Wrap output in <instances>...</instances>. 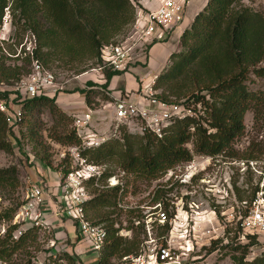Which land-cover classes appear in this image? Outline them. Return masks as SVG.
<instances>
[{
	"label": "trees",
	"instance_id": "obj_1",
	"mask_svg": "<svg viewBox=\"0 0 264 264\" xmlns=\"http://www.w3.org/2000/svg\"><path fill=\"white\" fill-rule=\"evenodd\" d=\"M242 1L207 0L189 27L183 29L179 39L180 50L171 54L169 65L155 80L154 88L165 87L168 93H160L158 97L161 100L183 103L198 118L187 117L172 122L161 139L150 133H130L122 126L120 139L83 150L80 155L92 164L112 163L126 176L132 177L133 181L146 182L155 181L176 166L192 161L193 155L186 147L189 142L194 154L211 158L234 156V144L245 130V114L251 111L255 120L264 114V90L252 91L247 85L251 75L264 78V66H261L264 61V15L244 6ZM133 2L137 0H0V26L5 8L17 11L37 36L39 46L34 51L37 59L44 64L50 62V54L41 53L40 50L52 48L59 56H67L72 63L84 59L96 60L95 67L101 64L103 47L115 44L114 39L125 35L132 27L136 7L139 8ZM1 50L0 47V83L9 80L15 83L29 73V69L22 72L21 66L6 65ZM26 60L30 67V60ZM121 74L105 72V83L101 86L107 87L113 77ZM93 90L85 92L86 105ZM10 96L9 92L0 91L1 102L9 101ZM169 97L175 100H169ZM18 105L21 106L23 119L25 111L45 107L57 123L69 120L55 105L53 97L24 99ZM61 126L64 135L56 139L58 143L61 140L66 145L80 143L74 129L67 131L65 125ZM12 137V130L0 113V152L12 153ZM112 176L110 171H105L101 181ZM17 182L16 166L0 169V188ZM130 183L103 190L95 187L92 181L86 184L91 195L86 203V212H92L96 224L105 223L106 241L98 264H112V259L139 255L142 243L139 235L145 230L139 221L134 227L131 221L134 211L128 212L130 226L126 229L136 230L133 237L128 239L121 236V227H115L120 217L115 212L119 196L127 193L126 188ZM257 193L258 187L252 191L251 198H255ZM238 200L242 201V197L239 196ZM152 202L163 205L167 213L168 203L161 190H155ZM110 208L111 211L101 213L102 209ZM14 213L15 210H12L6 220L11 221ZM114 214L116 218L113 219L111 216ZM15 228L10 226L0 241L1 261L11 258L17 249L26 244L34 230H27L21 237L14 238ZM162 228L165 232L169 231L167 224ZM244 237L248 240L242 246L245 250L254 244L256 236ZM245 255V251L241 255H232V264H264V254L252 261H246ZM61 259L67 264H77V258L66 252ZM22 264L32 263L27 261Z\"/></svg>",
	"mask_w": 264,
	"mask_h": 264
},
{
	"label": "rangeland",
	"instance_id": "obj_2",
	"mask_svg": "<svg viewBox=\"0 0 264 264\" xmlns=\"http://www.w3.org/2000/svg\"><path fill=\"white\" fill-rule=\"evenodd\" d=\"M139 1L133 4L139 5ZM242 3L264 15V0H243ZM8 13L11 39L0 45L2 55L6 59V65L21 66L22 72H25L29 69V64L23 55L18 56L22 52L20 47L27 37L33 35L36 51L39 46L38 39L31 25L24 22L17 11L9 10ZM5 14L4 12L3 18ZM131 28L125 35L116 37L114 41L116 43L122 41ZM151 45L144 47L142 56H133L128 63L127 71L113 77L112 85L110 86L109 83L107 87L101 86L104 79L97 72L88 73L79 78L82 71L94 67L96 60L84 59L72 63L67 56H59L52 48H41V53L50 54V62L44 64L42 60L35 57L34 53V58L54 74L57 87L53 99L58 109L69 117V120L59 124L54 121L48 108H34L32 111H25L22 123L12 130L13 137L10 140L13 151L10 154L0 152V169L16 166L18 182L0 188V241L12 222V220L7 221L6 217L12 210L16 213L23 203L27 189L34 184L35 179L40 177L42 180V172L45 170L46 176L49 174L53 180H56L53 172L60 169L63 171L71 166L66 149L78 144L66 145L62 143L64 140L58 143L56 139L64 135L61 125H65L67 131L73 129V116L80 113L78 101L84 100L82 97H85L87 87H94L87 105L97 112L93 116L94 125L97 128L107 127L113 106L112 100L101 89L112 93L115 98H120V92L134 97L137 91L134 88L140 85L137 81L140 77L137 76L134 68L144 67ZM261 66H264V61ZM139 72L147 74L146 68ZM146 76L144 82L152 77L151 74ZM3 83L10 87L13 80ZM247 85L252 91L264 90V78L260 79L251 75ZM5 92L11 94L9 101L6 102L18 105L23 101L9 89ZM158 92L168 95L165 87L158 89ZM169 100L175 99L169 97ZM243 122L245 130L234 144L236 151L234 156L221 155L211 158L194 154L192 143L189 142L186 147L193 155L192 161L176 166L152 182L133 181L132 177L126 176L112 163L99 165L103 172L110 171L113 174L110 178L113 183L125 185L126 182H131L126 188L127 193L119 196L118 208L115 210L120 215L119 222L115 224V227L120 226L122 229L120 235L129 239L136 234V230H126L130 226L128 212L131 210L134 211L131 220L134 227H137L138 221L141 224H144L146 220L150 221L151 238L155 242L156 250L165 245L164 237L168 232H165L156 221L154 207L157 203L152 202L155 190L159 189L167 200L168 216L172 214L171 218H184L180 219L183 224L181 232L177 235L183 233L186 239L183 242L175 241L174 248L171 250L180 255L181 264H232V255H241L244 251L246 261L262 256L264 236L256 237L254 244L244 250L242 246L246 245L248 240L242 238L240 223L241 217L245 215L255 199L251 198L252 191L258 187V192L264 193V114L255 120L253 113L249 111L245 114ZM120 137L119 132L114 140ZM63 152H66L65 158L60 157ZM41 180L38 179L35 183L38 181L43 185L45 181ZM106 183L107 179L100 182L102 186ZM43 187L46 191L45 185ZM239 196L242 197V201L238 200ZM160 209L163 210V205H160ZM107 211H111V208L102 209L101 213ZM87 216L92 223L104 229L105 223L96 224L97 220L93 218L91 211L87 210ZM111 218H116V215H112ZM48 227V229L33 230L26 244L17 249L11 258L0 260V264H22L27 261L32 264H67L61 259L64 252L76 257L77 264H96L99 256L91 251L88 243L81 239L77 232V239H71L65 228L57 235L50 227V223ZM139 239L142 241L139 255H142L145 251L143 244L147 240L146 232L140 234ZM120 262L121 259L117 258L111 260L112 264Z\"/></svg>",
	"mask_w": 264,
	"mask_h": 264
},
{
	"label": "built area",
	"instance_id": "obj_3",
	"mask_svg": "<svg viewBox=\"0 0 264 264\" xmlns=\"http://www.w3.org/2000/svg\"><path fill=\"white\" fill-rule=\"evenodd\" d=\"M9 9L5 8V17L0 26V45L11 39V25L9 23ZM186 16L185 0H159L156 9L144 12L140 8L136 10V17L129 34L120 42L108 44L101 51V64L81 73L80 77L88 73H100L105 83V72H126L128 63L133 56L144 54L146 45L163 42L170 32L180 27ZM22 52L18 56H24L30 60L29 73L22 76L17 82L7 87L0 83V91H12L16 96L24 99H33L38 96L52 98L56 91V80L52 72L47 70L34 58L35 39L33 35L27 37L20 47ZM154 77L149 82L139 79L140 85L134 97L121 93L120 98L113 97L107 90L102 91L112 100V115L107 127L97 128L94 125L93 116L96 111L87 106L86 112L73 116V129L80 139L78 146L66 149L69 153L71 166L63 172L57 171L59 190V205L57 214L67 219L74 226L81 239L86 241L91 251L99 256L106 241V232L103 228L92 223L87 216L86 203L91 198L86 184L92 181L99 189H109L118 182L113 183L108 178L107 183L100 184L103 169L101 166L86 161L80 152L94 149L103 143L117 137L120 128L125 126L130 133L142 135L150 133L161 139L164 130L176 121L187 117L198 118L197 114L183 103H170L161 100L158 90L154 88ZM94 87H87V90ZM0 113L5 116L7 125L11 130L16 129L22 123L23 114L20 105L11 102L0 101ZM66 152L60 154L65 158ZM44 204V187L37 182L29 187L25 193L22 205L16 211L11 226H15L14 238L21 237L27 230L48 229ZM155 219L160 226L168 225L169 231L164 237L165 245L156 250L155 242L151 238L150 221H144V229L147 240L144 241L145 249L142 255L135 257L126 256L121 259V264H181L180 255L172 252L175 241L186 239L181 232L184 218H170L157 204ZM186 219V218H185ZM241 234L258 237L264 236V193H257L254 201L241 217ZM186 231V230H185ZM187 233V232H186ZM185 234V233H184Z\"/></svg>",
	"mask_w": 264,
	"mask_h": 264
},
{
	"label": "crops",
	"instance_id": "obj_4",
	"mask_svg": "<svg viewBox=\"0 0 264 264\" xmlns=\"http://www.w3.org/2000/svg\"><path fill=\"white\" fill-rule=\"evenodd\" d=\"M158 4H159V0H140L139 8L144 12H147L148 10L156 9ZM205 4H206V0H185L186 16L183 24L180 27H176L175 29H173L170 32L167 39H165V41L157 42L150 46V49L148 51V56L146 57V62H144V67L138 66L134 68L136 70L137 76L144 79L147 78L146 75L151 74L152 77L149 80L151 81L154 77H157L162 72V70L169 63V57L171 56V54L178 52V50L180 49L179 39L183 32V29L189 27L196 14L203 9ZM140 68L141 69L146 68L147 74H141V72H139V70H141ZM137 81L139 82V79H137ZM149 81H145V82H149ZM111 85L112 83L110 81V86ZM138 87L139 86L137 85L134 88V90L138 89ZM127 90H131V89H127ZM82 99L84 100L78 101L79 109H80L79 111L80 113L78 114H82L86 112L87 105L85 103V98L82 97ZM53 173L55 174L56 180H53L51 176H49V174L46 176L45 170L42 172V176H43L42 180L43 182L45 181L43 186L45 185L46 187V191H44L43 207L46 212L47 223H50V227L52 228V230L55 231L57 235H59V232H62L65 228L69 238L77 239L76 230L72 225V223L57 214L58 205H59V190L57 188L58 177H57V172H53ZM38 179L41 180V178L39 177L36 178L35 181ZM51 197H53V199ZM62 235L63 233L61 234V236ZM78 252L80 253L81 251ZM96 264H98V261H96Z\"/></svg>",
	"mask_w": 264,
	"mask_h": 264
}]
</instances>
